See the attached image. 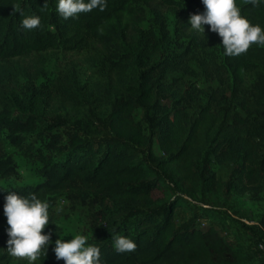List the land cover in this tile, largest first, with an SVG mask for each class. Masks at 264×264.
Wrapping results in <instances>:
<instances>
[{"label":"trees","instance_id":"16d2710c","mask_svg":"<svg viewBox=\"0 0 264 264\" xmlns=\"http://www.w3.org/2000/svg\"><path fill=\"white\" fill-rule=\"evenodd\" d=\"M158 3L178 13L181 28L188 29L189 17L205 11L202 0H107V7L80 13L76 18L64 19L56 11L57 0H0V62L46 51L82 53L95 50L97 72L105 79L99 87L97 99L92 100L84 89L64 79L50 88L27 85L11 98L0 97V179L18 177V166L1 144L8 140L22 149L32 150L28 136L38 135L42 116L55 94L63 96L77 108L86 101L111 104L116 108L109 118L112 133L119 141L148 147L151 138L140 122L135 121L137 101L152 108L158 123V150L150 146L149 159L158 166L166 179L158 177L152 164L136 162L130 147L118 144H97L86 140L78 132H68L67 149L59 135L50 139L51 155L39 154L43 164V182L38 185L5 188L0 186V226L4 219L5 197L9 191L20 195L35 193L53 204L54 196L68 192L82 202L104 204L113 201L126 208L145 205L153 211L139 218L132 227L117 225L108 238L99 234L96 243L101 248L103 264H264L242 247H235L215 225L200 228L198 219L216 222L217 216L209 209L193 212L187 197L198 200L206 194L221 198L226 183L215 174L207 177L197 167L204 154L212 150L220 166L242 165L237 172L238 183L229 191L248 192L252 200H261L264 190V46L253 44L239 56L224 55L222 37L220 50L223 67L232 80V95L244 112L220 106L224 94L209 95L210 101L192 118L185 107L166 111L156 101V93L168 91L165 83L166 66L158 63L159 54L169 41L164 19L156 28L145 31L141 27L144 6ZM241 14L251 23L264 27V4L253 6L249 0H237ZM39 15L41 25L25 30L21 21L25 16ZM210 30V25H205ZM252 75L255 82L250 85ZM135 86L138 98L128 91ZM170 88V87H169ZM199 92L193 87L187 92L192 101ZM208 94V93H206ZM214 105L217 107L215 108ZM89 130L98 127L90 117H84ZM239 205L245 206L240 200ZM190 208L194 220L179 226L174 218L178 209ZM50 219L56 223L55 219ZM260 224L264 229V214ZM59 226V225H58ZM49 224L42 231L52 233L53 243L39 264H65L57 260L55 240L62 230ZM139 229V230H137ZM119 233L133 239L137 248L118 252L112 236Z\"/></svg>","mask_w":264,"mask_h":264},{"label":"rangeland","instance_id":"374dc122","mask_svg":"<svg viewBox=\"0 0 264 264\" xmlns=\"http://www.w3.org/2000/svg\"><path fill=\"white\" fill-rule=\"evenodd\" d=\"M143 10L141 27L145 31L153 26L161 37L157 27L159 20H156L157 14H160L169 33L168 44L157 58L161 66H166L164 80L166 89H169L156 93L159 106L173 112L181 104V107H185L191 117L195 118L210 101L209 95L219 97L223 93L224 97L219 105L223 108L233 107L234 111L244 116V112L238 106V100L232 95V80L223 67L219 34L205 29L204 36L194 30L181 28L177 11L162 7L158 3L144 6ZM97 60L96 52L92 49L82 53L46 51L0 62V97L11 98L14 94H19L27 85L35 87L43 85L45 89H50L59 83V79H64L65 85L73 87L75 83L84 89L87 96L95 100L100 96L98 88L106 83L97 72ZM255 80L256 76L252 75L249 84L252 85ZM191 87L204 92L199 93L195 101L187 95ZM128 91L138 98L135 86L129 87ZM116 103L117 99L111 104L86 101V104L77 108L63 96L55 94L39 123L38 130L41 133L32 134L27 138V144L33 145V152L12 144L7 138V133L4 134L1 144L5 153L12 156L16 162L19 175L0 179V186L13 188L42 183L43 164L39 154L45 156L53 153L50 148V139L53 135H59L62 140L61 145L67 149L68 132L72 131L78 132L86 140L97 144L121 143V147H130L135 154L136 162L144 161L152 164L157 170L158 177L166 179L158 166L149 159L150 146L154 154L161 155L158 150L157 128L160 118L156 116L152 108L137 101L139 106L135 113V121L142 124L145 134L151 138V145L140 147L126 141H119L109 126V118L116 108ZM214 107L217 106L214 105ZM84 117L92 118L98 128L89 130ZM241 165L239 160L232 166H220L213 151H207L198 161L197 167L204 177L215 174L224 181L225 190L221 198L206 194L198 200L191 197L187 199L193 212L200 208L209 209L217 216L216 222L198 219V227L204 229L209 225H215L235 247H242L258 261H264V251L259 248V244L264 243V229L260 224L261 216L264 214V190L258 202H254L248 192L241 195L229 191L232 183H238L237 172ZM240 200L245 201V206L239 205ZM57 209H63V211L57 212ZM152 211L143 204L126 208L113 201H106L104 204L82 202L68 192L56 194L53 204L50 205V216L60 226L61 238L70 240L75 234H84L89 236L88 243L98 240L101 233L108 238L117 225H126L130 228L138 222L139 218L151 214ZM174 218L179 226H183L193 222L194 215L188 207L176 210ZM8 227L7 217L4 215L0 226V249H2L0 264H30L27 258L12 257L7 253L6 242L9 237L6 229ZM31 264H39V262L36 260Z\"/></svg>","mask_w":264,"mask_h":264},{"label":"clouds","instance_id":"9594fccd","mask_svg":"<svg viewBox=\"0 0 264 264\" xmlns=\"http://www.w3.org/2000/svg\"><path fill=\"white\" fill-rule=\"evenodd\" d=\"M205 11L193 13L189 17L190 28L205 36V25H210V31L222 37L224 55L239 56L246 53L256 44L264 46V27L253 24L241 14L237 0H202ZM253 6L264 4V0H249ZM107 0H57L56 11L64 19L76 18L80 13L91 12L99 8L103 11ZM25 30L36 29L41 25L39 15L25 16L21 21ZM63 209H57L62 212ZM4 215L9 227L6 229L7 253L12 257L27 258L36 261L40 256H46L49 245L53 243L52 233L43 232L49 224H56L50 219V202L39 198L35 193L20 195L9 191L5 197ZM59 228V226H58ZM60 236V235H59ZM70 240L60 238L55 240L57 260L64 259L65 264H103L101 248L96 243H88L89 236L75 234ZM114 248L118 252H131L137 248V243L128 236L119 233L112 236ZM2 250V249H0Z\"/></svg>","mask_w":264,"mask_h":264},{"label":"built area","instance_id":"2783aa9c","mask_svg":"<svg viewBox=\"0 0 264 264\" xmlns=\"http://www.w3.org/2000/svg\"><path fill=\"white\" fill-rule=\"evenodd\" d=\"M259 248L264 251V243L263 242L259 244Z\"/></svg>","mask_w":264,"mask_h":264}]
</instances>
